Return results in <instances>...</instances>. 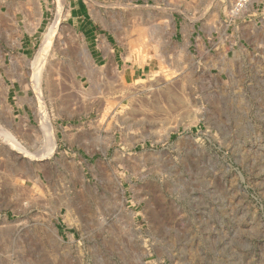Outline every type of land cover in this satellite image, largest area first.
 Returning a JSON list of instances; mask_svg holds the SVG:
<instances>
[{"label": "rangeland", "instance_id": "1", "mask_svg": "<svg viewBox=\"0 0 264 264\" xmlns=\"http://www.w3.org/2000/svg\"><path fill=\"white\" fill-rule=\"evenodd\" d=\"M81 1L143 76L82 62ZM236 2L0 0V264H264V0Z\"/></svg>", "mask_w": 264, "mask_h": 264}, {"label": "crops", "instance_id": "2", "mask_svg": "<svg viewBox=\"0 0 264 264\" xmlns=\"http://www.w3.org/2000/svg\"><path fill=\"white\" fill-rule=\"evenodd\" d=\"M179 1H181L182 3L185 1L187 2V0H179ZM250 12H252L255 15V18H264V6L262 8L258 7V9H256V5L254 4L252 6V11H250ZM86 13H87L86 6L83 3V1H81L80 5L78 7H75L74 14L76 15V18H78L80 20L81 34L84 36L86 46L89 50V55H88L86 48L83 47V54H85L84 55L85 60L83 59L82 62L86 61L85 64H88V61L89 62L91 61V67L92 66L98 67L100 63H102L103 61H106L107 67H110L113 70L117 69V71L123 73L122 75L125 78H127V77L132 78V77H136L138 75L143 76L146 69L148 68V65H145V66L135 65V64L132 65L131 61L127 60V58H126L129 54V50L127 48L126 49L123 48L124 57L118 56L117 55V49L120 48V45H119V43L117 44L115 42H112L109 37H106L104 40L102 39L100 41L99 40L100 37L97 34V32L93 31V29L96 28V23L94 20H90V21L87 20L86 19L87 18ZM44 20H45L44 17L42 19L38 18L35 21H32L31 19L28 18V19H26V24L24 25V27L26 29L41 28L42 24L44 23L43 22ZM166 28L168 29L167 36H169L170 42L172 43V46H174L175 56H177L178 51H179V44L183 43L186 46L191 42L190 39H192V37H193L192 36L193 35L192 23L191 24L184 23L183 25L179 26V24L177 22H171ZM159 33H158V35H159ZM161 34H162V32H161ZM179 35H181L182 38H184V40H185L184 42H179V40H177ZM224 39H225V41H228L227 38H224ZM229 43L232 44V42H229ZM238 48L240 49V47H238ZM182 50H185V47L182 48ZM125 55H126V57H125ZM93 75L95 76L94 71H92V76ZM11 92L12 91L9 90V92H8L9 97H10ZM3 93L6 96L7 92L5 93L4 89H3ZM26 93L27 94H26L25 98L27 100V106L29 107V99L32 97L29 95L28 91ZM16 98H17V100L24 99L23 97H20L19 95H16ZM17 107L19 108L18 105H17ZM44 116H45L44 118L47 121L46 127L48 128L50 133H52V136H53L51 139L54 141L59 140L60 136H62L64 133V123L60 119H55L52 122H50L49 117L46 114ZM34 123H35V121L32 120L28 114L27 125L32 126V125H34ZM9 126H10V128L14 129L12 123H10ZM29 130L30 129H28V131ZM16 133L20 134L18 126L16 127ZM28 135H31V134H29V132H28L27 136H24L25 139L34 140L35 138L40 137V135H37L35 137H32V136L29 137ZM32 135H34V129L32 130ZM13 139H15V138L13 137ZM20 146H22V145L20 144ZM55 146L56 145L54 144V146L52 147V150H55V148H56ZM23 148L25 150H27L33 157L36 156L35 153H32L29 149H27L25 147H23Z\"/></svg>", "mask_w": 264, "mask_h": 264}, {"label": "bare ground", "instance_id": "3", "mask_svg": "<svg viewBox=\"0 0 264 264\" xmlns=\"http://www.w3.org/2000/svg\"><path fill=\"white\" fill-rule=\"evenodd\" d=\"M63 4V3H62ZM61 4V5H62ZM62 8V6L60 7ZM28 14V13H27ZM57 18L56 20L48 27L47 31H46V34H45V37H44V54H46L51 46V43L53 42V40L55 39L56 37V34H57V31L59 29V24H60V20H61V16H62V9H60L59 11V14H57ZM43 55H41V58H42ZM45 56V55H44ZM46 57V56H45ZM43 61H45L43 59ZM42 59L41 61L39 62L40 64H42ZM43 65V64H42ZM41 66V65H40ZM39 66V67H40ZM42 68V67H41ZM10 138V137H9ZM8 139V138H7ZM6 139V140H7ZM16 141V140H15ZM19 149H22V148H19ZM23 150V149H22ZM25 153V152H24ZM27 155H30L29 153H25ZM32 156V155H31Z\"/></svg>", "mask_w": 264, "mask_h": 264}, {"label": "built area", "instance_id": "4", "mask_svg": "<svg viewBox=\"0 0 264 264\" xmlns=\"http://www.w3.org/2000/svg\"><path fill=\"white\" fill-rule=\"evenodd\" d=\"M256 2V0H237L235 4V11L236 13L243 12L248 6Z\"/></svg>", "mask_w": 264, "mask_h": 264}]
</instances>
